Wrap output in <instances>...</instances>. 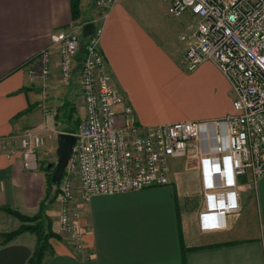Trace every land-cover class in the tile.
Instances as JSON below:
<instances>
[{
    "label": "crops",
    "instance_id": "obj_1",
    "mask_svg": "<svg viewBox=\"0 0 264 264\" xmlns=\"http://www.w3.org/2000/svg\"><path fill=\"white\" fill-rule=\"evenodd\" d=\"M85 2L80 0L81 15L73 20L71 0H0V264H27L33 252L36 236L29 231L1 243V234L17 229L20 221L4 208L38 212L46 187L41 157L46 147L56 152L55 122L67 125L58 121L61 115L55 121L47 117L30 70H39L52 33L99 14L94 0ZM88 3L95 9L92 14L84 11ZM167 8L165 0H119L100 19L99 49L106 69L132 108L125 117L117 107L118 124L127 119L149 127L232 112L234 93L218 67L206 60L189 70L184 62L185 43L179 36L191 28L192 16L184 13L169 21ZM83 48L82 40L73 75ZM58 72L53 50L44 87L51 95L58 84L68 88ZM28 129L44 136L52 130L37 151L34 170L24 167L17 142ZM191 152L169 161L166 185L94 196L86 203L76 199L83 247L77 251L58 226L60 240L52 241L54 253L44 264H264V175L254 186L249 172L237 177L238 210L222 217L218 227L206 228V220L214 224L216 218L202 214L215 201L206 195L200 158H190Z\"/></svg>",
    "mask_w": 264,
    "mask_h": 264
},
{
    "label": "built area",
    "instance_id": "obj_2",
    "mask_svg": "<svg viewBox=\"0 0 264 264\" xmlns=\"http://www.w3.org/2000/svg\"><path fill=\"white\" fill-rule=\"evenodd\" d=\"M118 1L94 0L99 14L52 33L50 46L40 54L39 70H30L32 82H45L56 50L61 78L68 81L84 39L78 74L85 114L73 133L76 140L62 175L59 214L60 232L74 237L77 251L82 237L77 211L70 208L76 199L86 203L94 196L166 185L169 161L189 151H198L206 195L215 201L202 214L216 218L214 224L207 219L206 228L218 227L222 217L238 210L237 177L249 172V185L254 186L264 174V0H165L170 14L192 16L191 28L180 35L187 69L212 61L229 80L234 98L232 112L224 117L149 127L127 119L117 123V107L125 117L132 108L112 82L99 40L100 19ZM88 22L95 29L83 36ZM49 108L44 107L51 120ZM50 130L46 136L33 129L18 136L26 169L38 167L37 151L52 136Z\"/></svg>",
    "mask_w": 264,
    "mask_h": 264
},
{
    "label": "rangeland",
    "instance_id": "obj_3",
    "mask_svg": "<svg viewBox=\"0 0 264 264\" xmlns=\"http://www.w3.org/2000/svg\"><path fill=\"white\" fill-rule=\"evenodd\" d=\"M85 1L86 0H84V3H86ZM84 11H85L86 14H92L95 11V9L90 3H88L86 6L84 5ZM167 13H168L169 21H175L177 19V17H178V16H174V15L170 14L168 12V10H167ZM190 21L192 22V20H190ZM73 73H74V71H72V76H71V78L68 81H63V79L61 78L60 71L58 72L59 81H62L64 83H68L67 84L68 88L66 89V88H64L62 86L60 87L59 84H58V86L56 88L57 89L56 90L57 91L56 95H54V94L51 95L50 91L47 88H44V87H48L47 86L48 83L46 82L48 78L45 80V82H42L39 79L34 80L32 82L33 85H35L37 88H39L40 93L42 95L41 100L45 101V103H44L45 106H43V107H45V108H49L50 107L49 108V110L51 111L50 115L53 117L54 121H55L54 116L56 114L61 115V114L66 113L67 107L69 105L68 103H70L71 106H73V109H72L73 116H74L73 118H80V120H82V118L84 117L85 112H84V105H83V99H82L81 87H80V76H79L78 72H75V75H73ZM62 82L60 83V85H62ZM70 94H71V96H69ZM50 96L52 97V101H50L51 106H50L49 102H47V99ZM68 96L71 97V98H69ZM52 109H53V112H52ZM44 112L46 114V111H44ZM65 118L67 119V116ZM58 121L62 122L64 120L61 117ZM54 129L59 132L60 130L63 129V126H62V124L59 125L58 122L56 121ZM52 130H53V128H52ZM52 130H50V131H52ZM44 145H45V143H44ZM45 149H46L45 156L41 157V158H43L42 165H43V167L47 168L48 164H50V166L48 167V170H44L42 168L43 172H44L45 179H46L47 176H50V178H51L52 172L54 170V166H55L56 161H57V155H56L55 151L54 152L50 151L51 150L50 148L46 147ZM189 156H191L190 158H192V159L200 158L199 153H198L197 150H192V152L189 154ZM61 181H62V177H61L60 181L58 182L59 183L58 187L60 189V192L57 194V197H55L53 202L51 203L49 201L50 200L49 198H50V196L54 195V192H55L54 191L55 190L54 186H52L51 190L48 191V195L46 196L47 198L43 201L44 202L43 203L44 207L46 206L45 210H47L46 214L48 215V217H50V219H51V221L53 223L52 226H53L54 229H56L55 231H57V228L59 226V214H60V205L59 204H60V195H61ZM45 189H46V187H45ZM70 208L72 210L74 207L71 206ZM29 216H31V215H29ZM14 221H15V219H14ZM20 224H21V221H19V225ZM59 231H60V229H59ZM61 236H63V238L66 239V240H68V239L72 240L74 238L72 235H68V236L67 235H61Z\"/></svg>",
    "mask_w": 264,
    "mask_h": 264
},
{
    "label": "trees",
    "instance_id": "obj_4",
    "mask_svg": "<svg viewBox=\"0 0 264 264\" xmlns=\"http://www.w3.org/2000/svg\"><path fill=\"white\" fill-rule=\"evenodd\" d=\"M71 6H72V16L73 20H77L81 15L80 10V0H71ZM84 41V39H83ZM84 55V48L82 50V55H80V59H83ZM73 106L67 107L66 113L61 114L62 119L67 123L65 127H63L62 131L74 133L77 130V127L79 125V122L81 121L80 118H73ZM58 114H56L54 117L55 119L58 118ZM67 116V119L65 117ZM44 170H48V168L43 167ZM46 189L43 199L40 202L39 210L34 215H25L22 214L14 209H10L8 207H5L4 209L11 213L13 216H15L17 219L21 221V224L19 227L15 230H12L7 233L1 234V243H6L13 239L18 234L29 231L33 233L36 236V244L33 249V252L31 256L29 257L27 264H44V260L47 256L53 255L54 249H53V240H60V233L55 231L53 229V223L48 217V215L45 212V208L43 205V201L47 198L48 191L51 190V187H55V192L53 196H50V202L52 203L55 197H57V194L60 192V189L58 187L59 183L52 184L50 176H47L46 179Z\"/></svg>",
    "mask_w": 264,
    "mask_h": 264
},
{
    "label": "water",
    "instance_id": "obj_5",
    "mask_svg": "<svg viewBox=\"0 0 264 264\" xmlns=\"http://www.w3.org/2000/svg\"><path fill=\"white\" fill-rule=\"evenodd\" d=\"M95 27L94 24L88 22L84 25L82 29L83 36H87L93 33ZM76 137L73 133L70 132H59L56 135L57 147H56V155L57 161L54 166V170L51 175V183L57 184L65 170L66 164L72 154L73 145L75 143ZM50 166L48 164L47 168Z\"/></svg>",
    "mask_w": 264,
    "mask_h": 264
}]
</instances>
